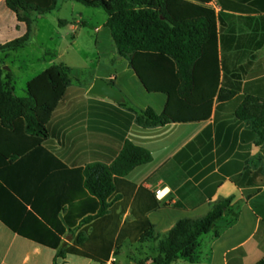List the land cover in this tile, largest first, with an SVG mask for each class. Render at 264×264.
Returning <instances> with one entry per match:
<instances>
[{
	"label": "trees",
	"instance_id": "trees-1",
	"mask_svg": "<svg viewBox=\"0 0 264 264\" xmlns=\"http://www.w3.org/2000/svg\"><path fill=\"white\" fill-rule=\"evenodd\" d=\"M73 1L104 8L105 26L118 53L148 90L169 95L162 113L118 103L126 109L128 127L210 116L220 71L217 14L207 6L210 0ZM60 2L0 0V220L18 235L55 249V264H63L70 254L106 264L127 240L150 238L157 241L152 264L192 257L199 237L210 232L232 198L214 204L203 217L181 219L167 233L154 235L149 213L160 206L156 193L126 177L153 159L150 150L127 139L110 163L72 167L47 145L48 123L75 80L70 67L53 64L28 83L25 96L15 93L14 74L4 68L1 54L29 44L38 18L57 10ZM15 19L26 28L22 36L12 27ZM70 22L59 20L61 26ZM223 93L220 99L236 94ZM237 115L253 125L264 154V99L245 97ZM128 211L132 219H124ZM68 234L73 235L71 242L66 241ZM235 253L242 250L228 257ZM255 264H264V257Z\"/></svg>",
	"mask_w": 264,
	"mask_h": 264
},
{
	"label": "crops",
	"instance_id": "crops-1",
	"mask_svg": "<svg viewBox=\"0 0 264 264\" xmlns=\"http://www.w3.org/2000/svg\"><path fill=\"white\" fill-rule=\"evenodd\" d=\"M223 1L229 6H222L219 0L207 4L217 14L220 62L219 86L208 118L156 127L132 123L128 127L124 107L89 92L99 77L113 81L124 101L136 108L150 106L162 113L169 100L166 92L148 90L129 60L118 53L111 29L105 26L107 14L94 24L93 66L65 63L75 80L48 123L47 145L72 167L97 161L110 163L127 139L151 151L153 159L135 167L126 177L153 192L164 191L157 197L159 208L149 213L154 235L167 233L181 219L203 217L214 204L232 198L210 232L199 237L194 255L175 261L184 264H255L264 257L263 147L253 125L237 115L245 97L264 99V0ZM62 19L71 21L63 27L76 35L89 26L82 9ZM12 27L18 36L26 32L16 19ZM4 68L13 72L15 85L14 69ZM221 90L225 96L232 91L236 94L220 99ZM132 218L130 211L124 215V219ZM72 240L73 235L68 234L66 241ZM131 244H139L144 252L155 251L157 241L127 240L106 264H129L132 257L124 247ZM237 249L242 253L228 257ZM55 256V249L18 235L0 220V264H55ZM63 264L101 263L70 254Z\"/></svg>",
	"mask_w": 264,
	"mask_h": 264
},
{
	"label": "rangeland",
	"instance_id": "rangeland-1",
	"mask_svg": "<svg viewBox=\"0 0 264 264\" xmlns=\"http://www.w3.org/2000/svg\"><path fill=\"white\" fill-rule=\"evenodd\" d=\"M83 10V16L89 20V26L84 27L80 35L68 32L67 28L59 24L62 18H71L77 10ZM107 15L105 10L88 7L73 0H61L60 6L52 13L38 18L36 32L25 47L4 52L5 64L15 72V93L19 96L27 94V80L45 70L50 64L64 62L70 66H93L96 60V46L94 39V24L102 21ZM55 52V55H51ZM264 166V154L261 157ZM132 260L129 264H152L150 259L157 254L153 249L142 251L139 244L124 247ZM120 260H122L120 258ZM116 264H120V261ZM174 264H184L175 262Z\"/></svg>",
	"mask_w": 264,
	"mask_h": 264
},
{
	"label": "water",
	"instance_id": "water-1",
	"mask_svg": "<svg viewBox=\"0 0 264 264\" xmlns=\"http://www.w3.org/2000/svg\"><path fill=\"white\" fill-rule=\"evenodd\" d=\"M89 92L94 95L112 99L118 103L125 100L120 90L114 87L109 81L99 77L94 80Z\"/></svg>",
	"mask_w": 264,
	"mask_h": 264
},
{
	"label": "built area",
	"instance_id": "built-area-1",
	"mask_svg": "<svg viewBox=\"0 0 264 264\" xmlns=\"http://www.w3.org/2000/svg\"><path fill=\"white\" fill-rule=\"evenodd\" d=\"M155 193H156L157 197H161V196H163L164 191H162L161 189H157Z\"/></svg>",
	"mask_w": 264,
	"mask_h": 264
}]
</instances>
